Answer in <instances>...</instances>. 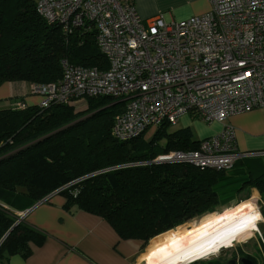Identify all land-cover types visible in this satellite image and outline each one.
<instances>
[{"label": "trees", "instance_id": "16d2710c", "mask_svg": "<svg viewBox=\"0 0 264 264\" xmlns=\"http://www.w3.org/2000/svg\"><path fill=\"white\" fill-rule=\"evenodd\" d=\"M36 3L0 0V84L55 82L62 76L64 59L83 67L108 66L95 31L78 29L66 37L58 24H48L38 14ZM116 101L90 98L82 111L66 104L0 108V238L15 225L0 244V259L6 253L28 254L27 245L39 236L15 210L58 189L67 207L101 216L121 238L145 245L214 211L250 183L264 201V174L253 176L244 159L220 170L153 162L165 152L198 149L200 140L189 129L171 131L163 123L149 143L143 140L147 131L129 141L115 139L114 118L126 106H109ZM261 214L264 218V209ZM246 257L258 264L255 257Z\"/></svg>", "mask_w": 264, "mask_h": 264}, {"label": "built area", "instance_id": "2783aa9c", "mask_svg": "<svg viewBox=\"0 0 264 264\" xmlns=\"http://www.w3.org/2000/svg\"><path fill=\"white\" fill-rule=\"evenodd\" d=\"M210 3L202 15L168 23L162 15L142 18L131 0H37L38 14L66 37L78 29L95 31L108 63L83 67L64 59L60 79L31 86L42 96L39 106L66 104L82 111L90 98H129L111 129L119 141L163 123L176 126L188 113L222 123L264 107V0ZM235 140L234 129L225 126L200 140L198 149L170 151L153 162L230 169L246 155Z\"/></svg>", "mask_w": 264, "mask_h": 264}, {"label": "crops", "instance_id": "0c3cea01", "mask_svg": "<svg viewBox=\"0 0 264 264\" xmlns=\"http://www.w3.org/2000/svg\"><path fill=\"white\" fill-rule=\"evenodd\" d=\"M131 1L142 18L162 15L168 23L202 15L211 9L210 0ZM31 86V83L20 80L0 84V108L13 107L17 103L38 105L42 96L33 94ZM207 124L212 127L209 136L218 133L225 126L233 128L237 150L246 154L242 158L245 166L251 169L253 176L264 174V107L233 114L222 123ZM177 126L178 124L173 126L171 131L189 129L196 139L190 127ZM151 129L153 133L157 128ZM248 193L253 198L260 195L257 188L245 187L237 196ZM66 202V197L57 192L32 206L15 210L17 215L20 213V220L34 228L39 236L27 245L28 254L6 253L0 259V264H142L141 257L148 247L154 245L151 242L157 237L146 245L138 239H123L103 217L76 206L67 207ZM165 240L167 237H162L152 251L168 244V241L163 243ZM159 244L161 245L158 246ZM232 253L241 256L239 252ZM227 260L228 258L224 261Z\"/></svg>", "mask_w": 264, "mask_h": 264}, {"label": "bare ground", "instance_id": "6f19581e", "mask_svg": "<svg viewBox=\"0 0 264 264\" xmlns=\"http://www.w3.org/2000/svg\"><path fill=\"white\" fill-rule=\"evenodd\" d=\"M262 221L263 217L256 208L217 216L209 214L199 224L189 225L185 231L174 229L169 236L174 237L173 240L159 250L152 251L149 247L144 256L145 263L191 264L221 249L234 247L237 242L258 232Z\"/></svg>", "mask_w": 264, "mask_h": 264}, {"label": "rangeland", "instance_id": "374dc122", "mask_svg": "<svg viewBox=\"0 0 264 264\" xmlns=\"http://www.w3.org/2000/svg\"><path fill=\"white\" fill-rule=\"evenodd\" d=\"M15 81V80H14ZM33 85V84H32ZM177 127H190L192 129V131L195 134V138L197 140H203L204 138H207L211 133H212V127L209 126L207 123H204V121L200 120L197 117H194L192 114L188 113V114H184V116L182 118H180L179 122H178V126ZM168 130H172V126L168 127ZM152 131L153 129H150L147 131L146 135L143 137V140L147 143H149L150 139L152 138ZM169 152H165L162 153L160 155L163 154H167ZM158 155V156H160ZM157 156V157H158ZM247 187H251V183L250 185H247ZM247 194L240 196H235L232 197L231 199H225L220 201L219 205L217 206V208H215L214 211H209V212H205L202 214H199L197 216H195L192 220L183 223L182 225H179L178 227H176L175 229H179V230H183L185 231L189 225L192 224H199L200 222H202L209 214L210 215H221V214H228V212H234V211H239V210H246L248 208H256V210H258V212L261 214V211L264 209V201L262 200L261 196L258 195L257 198H253L252 194L248 197ZM247 200V201H245ZM244 201V202H242ZM242 202V203H241ZM261 216L263 217V215L261 214ZM174 229L163 233L161 235L158 236V239L156 238L155 240H152L151 244L153 243L154 245L151 247L152 250L155 249L156 243L158 241H160V239H162V237L166 238L167 240H165L166 243L167 241L173 240L174 237H169L171 235ZM162 244V243H161ZM161 244H159L158 246H160ZM149 249V247H148ZM148 249H147V253H148ZM225 249V248H224ZM223 249H221L219 252L215 253L214 255H208L204 258H202L199 261L193 262L191 264H215L214 262H217V260H226V258L229 259L230 254H232V252L236 251L239 252V254L241 256H253L257 259L258 264H264V218H263V222H261L259 224V231L253 233L252 235H250L249 237L242 239L241 241L237 242L235 244L234 247L232 248H227L225 249L224 252H222ZM146 252L143 254V256L141 257V260L143 262H141L142 264H146L145 260H144V256H146ZM222 252V253H221Z\"/></svg>", "mask_w": 264, "mask_h": 264}, {"label": "water", "instance_id": "95a60500", "mask_svg": "<svg viewBox=\"0 0 264 264\" xmlns=\"http://www.w3.org/2000/svg\"><path fill=\"white\" fill-rule=\"evenodd\" d=\"M129 99V98H128ZM128 99H121L119 101L114 102L113 104L109 105V106H113L116 105L118 103H124L126 102ZM61 189H58L57 191H55L54 193L59 192ZM53 194V193H52ZM15 226V225H14ZM13 226V227H14ZM13 227H11L6 234L2 237L0 244L3 242V240L6 238V236L11 232V230L13 229ZM225 251V249H223V252ZM224 264H253V260L250 259L249 257L246 256H235L232 257L230 259H228L227 261L224 262Z\"/></svg>", "mask_w": 264, "mask_h": 264}, {"label": "snow or ice", "instance_id": "6c2138e0", "mask_svg": "<svg viewBox=\"0 0 264 264\" xmlns=\"http://www.w3.org/2000/svg\"><path fill=\"white\" fill-rule=\"evenodd\" d=\"M256 218H258V217H253L252 219H256ZM213 251H216V249H213Z\"/></svg>", "mask_w": 264, "mask_h": 264}, {"label": "flooded vegetation", "instance_id": "af4514ba", "mask_svg": "<svg viewBox=\"0 0 264 264\" xmlns=\"http://www.w3.org/2000/svg\"><path fill=\"white\" fill-rule=\"evenodd\" d=\"M232 257H234V256L232 255L230 258H232ZM230 258H229V259H230Z\"/></svg>", "mask_w": 264, "mask_h": 264}]
</instances>
